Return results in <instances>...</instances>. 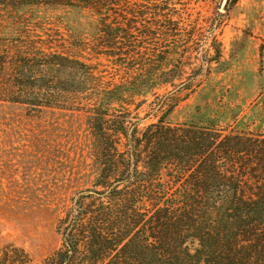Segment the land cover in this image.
<instances>
[{
	"label": "trees",
	"instance_id": "16d2710c",
	"mask_svg": "<svg viewBox=\"0 0 264 264\" xmlns=\"http://www.w3.org/2000/svg\"><path fill=\"white\" fill-rule=\"evenodd\" d=\"M195 1L0 0V102L82 111L93 138L92 187L43 264H264V101L170 120Z\"/></svg>",
	"mask_w": 264,
	"mask_h": 264
},
{
	"label": "rangeland",
	"instance_id": "374dc122",
	"mask_svg": "<svg viewBox=\"0 0 264 264\" xmlns=\"http://www.w3.org/2000/svg\"><path fill=\"white\" fill-rule=\"evenodd\" d=\"M189 15L192 23L183 30L194 34L195 49L170 64L188 76L170 120L217 118L226 126L264 101V0H198ZM212 30L217 43L209 39ZM43 106L0 102V264H43L61 247L57 223L70 199L92 187L93 138L85 114Z\"/></svg>",
	"mask_w": 264,
	"mask_h": 264
}]
</instances>
